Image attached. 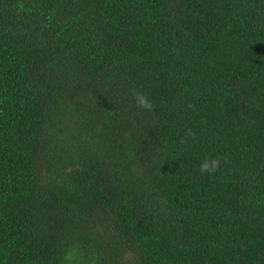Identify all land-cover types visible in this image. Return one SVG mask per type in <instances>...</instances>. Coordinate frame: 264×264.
Returning <instances> with one entry per match:
<instances>
[{
	"label": "trees",
	"instance_id": "obj_1",
	"mask_svg": "<svg viewBox=\"0 0 264 264\" xmlns=\"http://www.w3.org/2000/svg\"><path fill=\"white\" fill-rule=\"evenodd\" d=\"M0 264H264V0H0Z\"/></svg>",
	"mask_w": 264,
	"mask_h": 264
},
{
	"label": "clouds",
	"instance_id": "obj_2",
	"mask_svg": "<svg viewBox=\"0 0 264 264\" xmlns=\"http://www.w3.org/2000/svg\"><path fill=\"white\" fill-rule=\"evenodd\" d=\"M135 100L136 103L143 109H147L149 111L153 108V102L149 98L148 95L143 94L139 91H135ZM220 167V160L218 158H212V159H205L200 164L199 171L202 174H213L215 173Z\"/></svg>",
	"mask_w": 264,
	"mask_h": 264
}]
</instances>
